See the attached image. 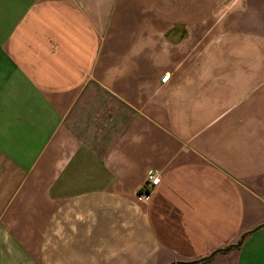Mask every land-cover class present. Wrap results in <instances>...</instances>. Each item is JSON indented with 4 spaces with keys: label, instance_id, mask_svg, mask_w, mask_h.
Instances as JSON below:
<instances>
[{
    "label": "crops",
    "instance_id": "obj_1",
    "mask_svg": "<svg viewBox=\"0 0 264 264\" xmlns=\"http://www.w3.org/2000/svg\"><path fill=\"white\" fill-rule=\"evenodd\" d=\"M228 245L264 264V0H0V264Z\"/></svg>",
    "mask_w": 264,
    "mask_h": 264
},
{
    "label": "built area",
    "instance_id": "obj_2",
    "mask_svg": "<svg viewBox=\"0 0 264 264\" xmlns=\"http://www.w3.org/2000/svg\"><path fill=\"white\" fill-rule=\"evenodd\" d=\"M169 75H164L160 80L162 83H165ZM161 180L160 174L156 171H151L146 174L143 183L136 192V198L139 201L146 202L151 197L152 190L159 185Z\"/></svg>",
    "mask_w": 264,
    "mask_h": 264
},
{
    "label": "trees",
    "instance_id": "obj_3",
    "mask_svg": "<svg viewBox=\"0 0 264 264\" xmlns=\"http://www.w3.org/2000/svg\"><path fill=\"white\" fill-rule=\"evenodd\" d=\"M235 246H237V245H228V246H226V247H224L222 249H218V250L212 252L209 256L204 257L202 259H199V260H196V261H192V262L180 263V264H195V263H199V262H202V261L210 259L212 256H214L217 253L227 252V251H229L230 249H232Z\"/></svg>",
    "mask_w": 264,
    "mask_h": 264
}]
</instances>
